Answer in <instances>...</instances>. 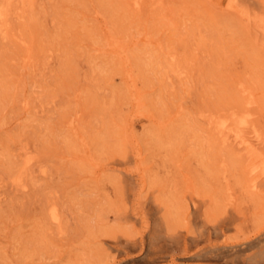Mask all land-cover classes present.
Here are the masks:
<instances>
[{"label": "rangeland", "instance_id": "1", "mask_svg": "<svg viewBox=\"0 0 264 264\" xmlns=\"http://www.w3.org/2000/svg\"><path fill=\"white\" fill-rule=\"evenodd\" d=\"M0 12V264H264L261 8Z\"/></svg>", "mask_w": 264, "mask_h": 264}, {"label": "bare ground", "instance_id": "2", "mask_svg": "<svg viewBox=\"0 0 264 264\" xmlns=\"http://www.w3.org/2000/svg\"><path fill=\"white\" fill-rule=\"evenodd\" d=\"M231 3V2H230ZM233 3V2H232ZM236 4L239 6V7H241V9L242 10H244L246 13H248L249 15L252 13V12H255V10L256 9H258V7L259 8H261V10H262V12H261V14H260V16H257V19H258V21L260 22V23H262V25H263V27H264V0H236ZM235 12V11H234ZM240 15V14H239ZM253 15V14H252ZM3 17V14L0 12V19ZM243 19V18H242ZM245 20H246V18H245ZM258 24V23H257ZM248 26V25H247ZM256 29V28H255ZM261 32V31H260ZM256 33V32H255ZM238 115V114H237ZM241 116V115H240ZM251 116V115H250ZM227 118V117H226ZM225 118V119H226ZM236 118V117H235ZM242 118V117H241ZM223 120H224V118H222ZM231 119H234V118H232L231 117ZM248 119H249V117H248ZM245 120H246V118H245ZM244 119L243 120H241V121H238L239 122V125L241 124L242 126L243 125H245L247 122L245 121ZM222 121V120H221ZM220 121V122H221ZM226 121V120H225ZM232 121H234V120H232ZM235 121H236V119H235ZM234 121V122H235ZM231 122V121H230ZM223 124V126L222 127H224V128H227L228 126H227V124L226 123H228V122H222ZM218 125H220V124H218ZM233 127H235V126H233ZM245 127V126H244ZM217 129V128H216ZM230 129V128H229ZM232 129V128H231ZM229 130V131H232V130ZM245 129V128H244ZM224 130V129H223ZM219 131H221L222 132V130L220 129ZM227 132V131H226ZM225 132V133H226ZM240 132V131H239ZM231 133H233V132H231ZM228 134V133H227ZM230 134V133H229ZM234 134H235V131H234ZM233 134V135H234ZM232 135V136H233ZM223 136H226L225 134L223 135ZM231 136V135H230ZM240 135H238V137H239ZM244 136V135H243ZM227 138V137H226ZM242 138H244V137H242ZM239 139H241V138H239ZM230 140H231V138H230ZM237 140V139H236ZM234 141V140H233ZM240 141V140H239ZM259 141V140H258ZM258 141H256V142H258ZM246 140H244V139H241V141L239 142L240 144H243V145H246ZM251 145V144H250ZM249 145V146H250ZM257 146V145H256ZM248 146H246V148H247ZM256 150V149H255ZM253 151V150H252ZM247 156L249 155V154H246ZM255 158V157H254ZM253 158V159H254ZM249 160V159H248ZM251 161V160H250ZM264 161V160H263ZM263 163V162H262ZM263 167H264V165H263ZM254 169V167L252 168V171L254 172V171H256L255 169ZM259 170V169H258ZM264 170V169H263ZM251 186V185H250ZM254 187H258L257 185H255L254 184ZM200 200V199H199ZM195 205H196V202L194 203ZM195 205H193L194 207H195ZM56 212V211H55ZM52 213V212H51ZM53 214V213H52ZM207 215V214H206ZM55 218H56V216H55ZM59 218V217H58ZM56 221V220H55ZM219 226V225H218ZM248 244V243H247ZM261 247V246H260ZM256 248V247H255ZM252 249V248H251ZM254 249V248H253ZM264 249V248H263ZM247 260V259H246Z\"/></svg>", "mask_w": 264, "mask_h": 264}]
</instances>
